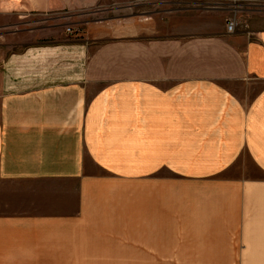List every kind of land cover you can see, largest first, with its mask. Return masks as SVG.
<instances>
[{
	"label": "crops",
	"instance_id": "crops-1",
	"mask_svg": "<svg viewBox=\"0 0 264 264\" xmlns=\"http://www.w3.org/2000/svg\"><path fill=\"white\" fill-rule=\"evenodd\" d=\"M240 253H264V0H0V264Z\"/></svg>",
	"mask_w": 264,
	"mask_h": 264
},
{
	"label": "rangeland",
	"instance_id": "rangeland-1",
	"mask_svg": "<svg viewBox=\"0 0 264 264\" xmlns=\"http://www.w3.org/2000/svg\"><path fill=\"white\" fill-rule=\"evenodd\" d=\"M233 19L236 21L235 18ZM250 19L244 17H238L237 21L239 22L236 21L237 27L238 25L248 27L249 24L248 21H250ZM240 260H241V264H250V263L264 264V253H240Z\"/></svg>",
	"mask_w": 264,
	"mask_h": 264
},
{
	"label": "built area",
	"instance_id": "built-area-1",
	"mask_svg": "<svg viewBox=\"0 0 264 264\" xmlns=\"http://www.w3.org/2000/svg\"><path fill=\"white\" fill-rule=\"evenodd\" d=\"M237 28V22L231 18L227 21V29L229 32H234Z\"/></svg>",
	"mask_w": 264,
	"mask_h": 264
}]
</instances>
